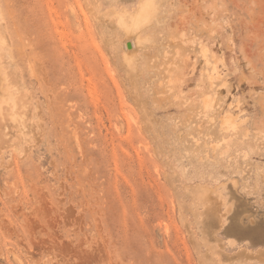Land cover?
Returning a JSON list of instances; mask_svg holds the SVG:
<instances>
[{
  "label": "rangeland",
  "instance_id": "obj_1",
  "mask_svg": "<svg viewBox=\"0 0 264 264\" xmlns=\"http://www.w3.org/2000/svg\"><path fill=\"white\" fill-rule=\"evenodd\" d=\"M0 61V264H264V0H0Z\"/></svg>",
  "mask_w": 264,
  "mask_h": 264
},
{
  "label": "bare ground",
  "instance_id": "obj_2",
  "mask_svg": "<svg viewBox=\"0 0 264 264\" xmlns=\"http://www.w3.org/2000/svg\"><path fill=\"white\" fill-rule=\"evenodd\" d=\"M234 31V30H233ZM219 32V31H218ZM225 41V40H224ZM211 41H209L210 43ZM222 43V42H221ZM221 45V44H220ZM204 46V45H203ZM207 45L205 44L204 48L206 47ZM221 47V46H220ZM216 58V55L212 54V57H208V58H205V63L206 64H210L212 61L215 62V64H212L211 65V71L208 72V80H207V83H208V86L211 88L214 83L216 82L217 84H220V86H225V87H228V80L226 79V77L224 75H222L220 73V70L218 69V66L216 65V61H214V59ZM186 63V62H185ZM190 64V63H189ZM186 66V65H185ZM189 66V65H188ZM182 70V69H181ZM184 70V69H183ZM200 70V69H199ZM207 70V69H206ZM194 72V67L192 66L190 68V70H186V72L183 74L184 76H193ZM196 72V71H195ZM206 72V71H205ZM197 73V72H196ZM197 75V74H196ZM202 75V73H201ZM182 76V77H184ZM196 76L194 75V78ZM193 78V77H192ZM186 80V78H184ZM191 79L188 77V80ZM201 79V77H200ZM200 81H203L202 79ZM204 85V84H203ZM202 86V85H201ZM203 87V86H202ZM9 88L10 86H8V83H7V75L4 71V68L2 67L1 65V61H0V102L2 101L3 103H6L9 105V111L13 114L14 112V106H15V98L13 96V94H11L9 92ZM209 95V94H208ZM208 99V98H207ZM207 99L205 101H207ZM20 101V100H19ZM5 105V104H4ZM2 104H0V114L2 113V108L3 106ZM15 114V113H14ZM225 115V114H224ZM228 118V117H227ZM7 120V119H6ZM231 122V121H230ZM6 123V122H5ZM14 126V125H13ZM17 127V126H16ZM5 129V128H4ZM6 132V131H5ZM4 133V131H3ZM13 134V133H12ZM14 135V134H13ZM12 135V136H13ZM1 136V135H0ZM2 137V136H1ZM7 137V136H6ZM4 139V138H3ZM3 142V141H2ZM0 146H1V143H0Z\"/></svg>",
  "mask_w": 264,
  "mask_h": 264
}]
</instances>
